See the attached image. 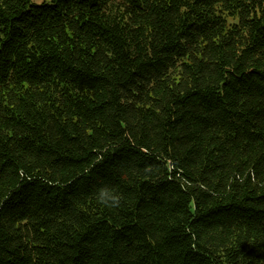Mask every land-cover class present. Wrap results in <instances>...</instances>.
<instances>
[{"label": "trees", "instance_id": "1", "mask_svg": "<svg viewBox=\"0 0 264 264\" xmlns=\"http://www.w3.org/2000/svg\"><path fill=\"white\" fill-rule=\"evenodd\" d=\"M0 264H264V0H0Z\"/></svg>", "mask_w": 264, "mask_h": 264}, {"label": "clouds", "instance_id": "2", "mask_svg": "<svg viewBox=\"0 0 264 264\" xmlns=\"http://www.w3.org/2000/svg\"><path fill=\"white\" fill-rule=\"evenodd\" d=\"M96 199L99 204L108 209H118L121 207L122 196L108 186L97 189Z\"/></svg>", "mask_w": 264, "mask_h": 264}]
</instances>
